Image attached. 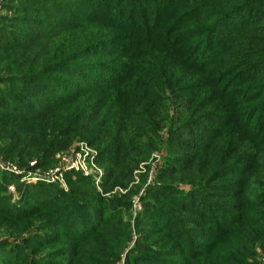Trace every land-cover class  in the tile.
<instances>
[{"label":"trees","instance_id":"trees-1","mask_svg":"<svg viewBox=\"0 0 264 264\" xmlns=\"http://www.w3.org/2000/svg\"><path fill=\"white\" fill-rule=\"evenodd\" d=\"M5 8L0 158L46 168L83 140L105 172L100 193L81 174L67 192L0 170V264H264V0ZM162 148L127 222L132 203L105 195ZM134 229L148 236L129 247Z\"/></svg>","mask_w":264,"mask_h":264},{"label":"rangeland","instance_id":"rangeland-1","mask_svg":"<svg viewBox=\"0 0 264 264\" xmlns=\"http://www.w3.org/2000/svg\"><path fill=\"white\" fill-rule=\"evenodd\" d=\"M14 0H0V18L2 16H9L15 14L12 10L6 9V3H13ZM18 4V2H15ZM17 29H19L17 27ZM169 136L168 130L162 134V139L166 140ZM165 154V148L161 149V152L155 153L152 155V158L148 163H143L141 166L142 170L135 172L134 182H132L127 188L122 187L121 185H117L116 187H112V191H110L105 196L110 199H119L120 201H124L125 203H132V207L130 210H123V214H125L124 219L127 222H131L134 224L135 218L138 213L142 210V197L146 195L147 186L153 184L155 179L158 176V170L163 165L164 160L161 155ZM98 150L94 147L90 146L86 141L78 140L75 141L67 150L60 152L55 156V164L48 166L46 168H37V164L34 169L25 171L23 169H19L21 180L18 182L19 185L29 186V185H37L40 183L43 184H55L58 185L61 189L65 191H69L70 187H74L77 185L76 177L69 179V173L73 174H81L84 177H91L94 181L95 190L102 193V183L104 177V168L99 166L98 162ZM3 158H0V165L7 164L12 165L10 163L5 162ZM37 162V161H36ZM92 162L96 167H93ZM77 165L83 167L84 170H72L67 169L66 165ZM145 167H149V169H145ZM0 170H3L0 166ZM102 172V177L99 183H97L96 178ZM146 179V183H143V179ZM188 190V188H185ZM9 193L13 196V203L18 204L21 199V193L19 192L18 187H15V191H10ZM139 235V234H138ZM138 235L136 234V230L133 231V239L129 245V247H133L138 239ZM142 235V236H140ZM140 237H146L148 234L143 232L140 234ZM48 248H45L43 251L46 252Z\"/></svg>","mask_w":264,"mask_h":264},{"label":"built area","instance_id":"built-area-1","mask_svg":"<svg viewBox=\"0 0 264 264\" xmlns=\"http://www.w3.org/2000/svg\"><path fill=\"white\" fill-rule=\"evenodd\" d=\"M36 161H34V162H31V166L33 167V166H35L36 165ZM92 165H93V167H96L95 166V164L92 162ZM1 166V168L2 169H4V170H8V171H11V172H14V173H16V174H19L20 172H22L21 170H19L16 166H14V165H8L7 166V164H4V165H0ZM66 168L67 169H72V170H77V171H80V170H84V168L83 167H80V166H77V165H73V164H70V165H66ZM101 172V171H100ZM20 175V174H19ZM101 177H102V172L100 173V175L98 176V178H96V181H97V183H99L100 182V180H101ZM9 190L12 192V191H15V187L14 186H10L9 187Z\"/></svg>","mask_w":264,"mask_h":264}]
</instances>
